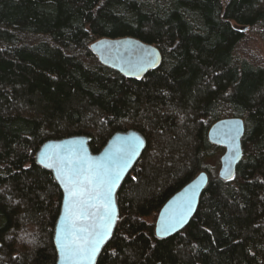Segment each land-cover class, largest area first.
<instances>
[{"label": "trees", "instance_id": "16d2710c", "mask_svg": "<svg viewBox=\"0 0 264 264\" xmlns=\"http://www.w3.org/2000/svg\"><path fill=\"white\" fill-rule=\"evenodd\" d=\"M249 29L264 44V0H0V264H56L62 195L39 147L86 136L97 154L128 130L147 146L97 264H264V67L235 55ZM120 39L159 65L141 78L104 66L91 46ZM230 118L244 123L234 178L208 168L185 229L155 238L146 220L218 160L207 134Z\"/></svg>", "mask_w": 264, "mask_h": 264}, {"label": "water", "instance_id": "95a60500", "mask_svg": "<svg viewBox=\"0 0 264 264\" xmlns=\"http://www.w3.org/2000/svg\"><path fill=\"white\" fill-rule=\"evenodd\" d=\"M91 50L104 66L128 78H141L160 63L159 52L154 47L134 39L99 41L91 46ZM243 135L244 123L238 118L220 120L213 124L208 131V141L224 150L220 158L218 172V178L222 181H230L235 176L236 167L242 158L241 140ZM89 144L90 138L86 136L50 140L43 143L35 155V164L52 175L62 195L53 231L56 264H69L60 250V241L58 240V233L63 235L65 230L70 228V221L66 218L65 197L67 194L59 175V169L64 165L60 163V160L70 158L77 161L82 159L85 166L91 164L99 166L109 173H119V179L112 187L110 195L114 208L112 226L91 261V264H97L100 254L112 239L118 224L123 219L119 213L117 194L147 146L146 139L136 130L115 133L97 154L91 152ZM48 164H51L52 167H47ZM208 181L209 178L205 172L199 173L165 203L156 216L153 227L155 238L166 239L185 229L197 210L199 199L208 185ZM188 202L191 203V211L181 219L178 213L186 208ZM161 213L164 214L163 217ZM169 223H175V227H168L165 231V227Z\"/></svg>", "mask_w": 264, "mask_h": 264}, {"label": "snow or ice", "instance_id": "6c2138e0", "mask_svg": "<svg viewBox=\"0 0 264 264\" xmlns=\"http://www.w3.org/2000/svg\"><path fill=\"white\" fill-rule=\"evenodd\" d=\"M60 163L64 165L59 175L67 194L66 218L70 221V228L63 235L58 233L60 250L69 264H91L112 226L114 208L110 195L119 173H109L91 164L85 166L82 159H61ZM190 211L188 202L178 215L183 219ZM168 227H175V223H169L165 231Z\"/></svg>", "mask_w": 264, "mask_h": 264}, {"label": "rangeland", "instance_id": "374dc122", "mask_svg": "<svg viewBox=\"0 0 264 264\" xmlns=\"http://www.w3.org/2000/svg\"><path fill=\"white\" fill-rule=\"evenodd\" d=\"M235 55L237 58L247 61L254 66L264 67V44L257 30L249 29L248 31H246L245 37L243 41L238 45ZM223 153L224 150L218 153V160L214 159V161L208 162L204 167V170H202L201 172H205L208 175L206 170L209 168V170H211L216 176H218L220 168V158ZM155 220L156 216H152L146 221L148 223H154Z\"/></svg>", "mask_w": 264, "mask_h": 264}]
</instances>
